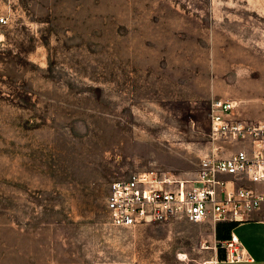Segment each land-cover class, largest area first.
I'll use <instances>...</instances> for the list:
<instances>
[{"label":"rangeland","instance_id":"rangeland-1","mask_svg":"<svg viewBox=\"0 0 264 264\" xmlns=\"http://www.w3.org/2000/svg\"><path fill=\"white\" fill-rule=\"evenodd\" d=\"M237 69L264 80V0H0V264L224 260L228 223L117 229L105 200L194 179Z\"/></svg>","mask_w":264,"mask_h":264},{"label":"built area","instance_id":"built-area-1","mask_svg":"<svg viewBox=\"0 0 264 264\" xmlns=\"http://www.w3.org/2000/svg\"><path fill=\"white\" fill-rule=\"evenodd\" d=\"M236 107L231 101L211 102L210 137L228 145L213 146L194 179L175 181L139 172L113 181L105 200L110 225L131 229L177 218L193 224H240L264 210V121L236 120ZM220 248L225 259L214 264L245 260L233 237Z\"/></svg>","mask_w":264,"mask_h":264},{"label":"crops","instance_id":"crops-1","mask_svg":"<svg viewBox=\"0 0 264 264\" xmlns=\"http://www.w3.org/2000/svg\"><path fill=\"white\" fill-rule=\"evenodd\" d=\"M246 72L237 69L233 78L228 79L224 87L212 86L205 95L208 99L231 101L236 103L234 118L247 122L264 121V80L248 81ZM232 225L229 238L233 237L245 255L239 263L219 264H264V210L250 215V220Z\"/></svg>","mask_w":264,"mask_h":264},{"label":"trees","instance_id":"trees-1","mask_svg":"<svg viewBox=\"0 0 264 264\" xmlns=\"http://www.w3.org/2000/svg\"><path fill=\"white\" fill-rule=\"evenodd\" d=\"M230 228H232V225L230 226ZM230 228H229V229H230Z\"/></svg>","mask_w":264,"mask_h":264}]
</instances>
